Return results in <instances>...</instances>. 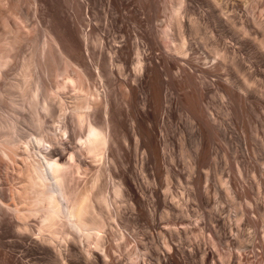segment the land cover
Wrapping results in <instances>:
<instances>
[{
  "label": "rangeland",
  "instance_id": "1",
  "mask_svg": "<svg viewBox=\"0 0 264 264\" xmlns=\"http://www.w3.org/2000/svg\"><path fill=\"white\" fill-rule=\"evenodd\" d=\"M171 1L0 0V57L3 55L4 58L6 57V60L3 57L1 58L5 62L1 61L0 64V87L3 86L4 80H13L18 74L23 60L32 56L35 61L34 65H36L33 66L34 68L31 71L33 72L32 76L38 80L41 87L39 92L42 91L41 94L39 93V99H43V94L46 97V99H43L44 102L47 105L52 103L50 108L48 106L50 110L49 117L46 114L47 112H40L41 116L44 117V119L41 117L44 120H42L45 125L43 127H46L48 130L51 128L50 130L52 131L54 129L52 133L55 132L58 136L57 132L59 131H57L56 126L59 117L57 116H61L62 113L59 110L66 108L64 104H68V102L70 105L71 103L73 105L74 100L72 96L75 91L78 92L77 89L73 91L75 88L72 85L71 87L74 88H72V91L68 87L69 90L68 88H64L62 91L58 90L57 92V83H60V80L64 78V75L61 74L63 68L64 74H67L64 71H69L70 69L69 76H74L75 74L77 76L79 74L76 73V68L78 67L75 64L73 65L71 62L72 66H69L68 64L70 63L68 61V64H66L67 57H73L80 52V56L83 55L81 56L82 59L86 60L90 75L92 74L90 77L92 78L93 76L92 80L94 82L97 79L95 66L97 65L101 68L102 79L96 80V87L100 92L99 95L101 94V100H99L100 96H97L99 101L96 104L99 105V107H96H98L100 113L98 110L96 112L99 115L102 114L103 101L107 98L110 103V115L115 130V143L108 149L107 155L109 157H105L111 165L105 159L103 160L105 165H102L104 169L107 166L106 170L110 169L111 173L106 171L107 173H105L106 176L102 179V183L107 184L109 195L112 193L110 190L114 183L123 184L122 187L126 192V201H121L119 198L114 199L113 195L111 196L109 202L118 201L115 203L121 207H115L114 203V208L111 206L112 210L110 209L111 215L114 218L112 221L114 226H111L113 230L108 228V232H111V235L107 233L108 237L106 238L108 241L106 242V252L110 254L107 255V258L110 256V259L108 258L109 261L106 260L107 258L105 260L102 259L103 253H99L96 250L101 259L99 258V263L96 261L97 263L95 262V264H103V260L110 262L108 264H123V262L133 264L132 260H134L135 264L136 261L141 262L140 264H264V48L256 42H259V39H264V35L262 37V32L264 31V0H220L218 2L216 0H211V2L210 0H180L183 9H181L180 3L181 10L179 12L181 14L185 13L183 17L180 14V17L182 22L186 20L184 23L186 30L184 32L189 37V40L186 37V45L188 47H185L189 51L182 55L187 54V58L185 59H188V56L192 59V61L188 59V63L184 58L182 59L183 56L181 57L180 53L173 55L174 51L172 52L169 48L172 42L167 44L171 39L170 35L166 34L168 39L170 37L167 41V39H164L166 35L160 34L162 33L161 31L165 32L166 28L164 25H167L172 9ZM164 7L168 8L167 11L169 12H165ZM165 15L167 18H165ZM158 17L161 21L163 19L164 22L158 23ZM231 17L234 19L232 18V22L228 21L231 22L228 24L226 21L229 19L226 20V18ZM183 18L186 19L183 20ZM192 18H195V22L198 21L199 25L197 26L201 31L198 30L200 32H198L199 35L194 32V36L190 37L192 30V24L190 23L194 21L191 20ZM132 22L135 23L133 24ZM234 22L237 24L235 23L233 28L232 23ZM155 23L158 26L161 24L164 30L160 26L161 29L156 28L157 25ZM163 23L165 24L163 25ZM242 24L245 25L246 33L241 30L243 29ZM259 25H263V30ZM237 27L239 30H236L238 29ZM259 27L262 31H260ZM243 32L244 34L248 32L249 36H245ZM191 33L193 34V32ZM211 34H215V36L210 37ZM201 35L202 37L208 36L209 42L207 39L203 40V38H199ZM98 38L99 42H97ZM190 38L192 39V43H189ZM194 39L196 44H199L198 47L195 45V42L193 43ZM197 39H199V42L196 41ZM216 39L217 41H215ZM88 40L89 44L87 43ZM205 41L208 42L210 47H212L211 43L216 42L224 51H228V53L226 51L228 57L223 61L225 63L228 60L227 67L224 66L226 63L222 66L216 62V59L214 61L211 58L212 56L207 57L205 52L208 48L210 50L211 48H207V42L206 44L204 43L206 46L203 43L200 44V42ZM100 42L102 44L98 46L97 43ZM86 43L87 45H84ZM225 43H227L226 46ZM136 44L139 45V52H141V57L144 56L143 61H145L143 67L139 70H136L134 67L135 58L133 49ZM190 44H194L192 45L193 49H191L192 46ZM203 46L207 48L206 51ZM170 47L173 48V44ZM194 49L197 53L201 54L191 53V50L194 51ZM201 49L203 50L201 51ZM107 52L110 54L111 52L112 54L116 52L113 57L121 65L118 70H113L110 75L109 73L106 74V68L101 67V63L104 61ZM170 55H173V57H170ZM63 56H67V59ZM200 56H203V58ZM229 60L236 61L233 62L234 64H239L237 68L240 70H237L234 64L231 65L232 61L230 62ZM184 62L185 64H183ZM214 62L218 63V67L215 66ZM168 63L170 67H168ZM181 63L184 66L189 64V66L186 65L187 67L184 68ZM178 66L182 68L179 70L181 74H179L178 79L183 77L180 79L183 84L180 80L178 82L177 77L174 78L177 74ZM154 67H156V70L158 69V78L161 76L159 80L152 78L153 74L151 73H153L152 69ZM169 68L172 70H169ZM58 70L61 72L58 73ZM165 71L167 74H165ZM200 72L202 77L200 76ZM182 74L184 75L182 76ZM241 74L249 80L250 88L252 86L251 89L248 87L246 93L235 88L237 87L235 86L237 85L236 82H238V85L242 84ZM204 76L205 79H203ZM165 77H168V80H165ZM185 78L188 79V82L190 81L189 83L192 82L193 88H191L192 86L189 83H184ZM190 78L193 80H189ZM61 82L63 83V81ZM68 86L70 85L68 84ZM165 90L167 91L165 92ZM60 91L61 93L64 91L67 95L63 94L64 96H62V94H59ZM155 91H158L160 99L165 98V100H161L162 102L159 105L155 99ZM51 94L52 98L53 96H57L56 99L59 98L58 94L60 97L62 96L60 100L57 99L58 101L62 100L61 103L58 102L62 108H59L58 104L55 103L57 101L55 99L49 102L50 99L48 100L47 96ZM66 96L68 100H66ZM4 98H2L0 106L3 108V111L4 109L6 111L9 106L4 102ZM193 103L194 106L196 104V107H198L196 110L200 111H198L199 113L196 112L198 114H196L195 118L192 116L193 111L191 109ZM199 103L200 105L202 104L201 108ZM70 105L68 104L67 107L72 108V105L71 107ZM54 110L57 111L55 112ZM69 110L66 111L69 113ZM51 111L54 112L52 113ZM66 111L64 112L66 113ZM43 112L44 114H42ZM30 113L29 108H27L26 110H22L20 115L30 116ZM53 114L56 116L54 117ZM51 115L54 118H50ZM192 117L196 122L193 121ZM53 119L57 121L55 122ZM193 123V127L196 126L194 128L191 125ZM28 124L30 123H26V128L31 129L32 126L28 127ZM134 128L136 132L133 130ZM122 131L126 134H122ZM135 133L137 137H134ZM144 134L146 135L143 136ZM121 135H124L125 138L127 137V140L125 141ZM136 138L139 139H137L138 142ZM63 140L66 139L63 138ZM194 140H197V142ZM199 140L201 141L199 142ZM68 142L70 141L66 140L65 149H63L65 157L68 151L64 150H68L71 145ZM136 142L139 143V147ZM201 142H203V145ZM164 143L165 147L163 146ZM182 143L185 145H182ZM193 144L200 145L196 146L198 150L200 147V152L193 151L196 149V147L193 149ZM134 145H136V149L138 148L137 150H134ZM43 148L42 152H45ZM116 148L119 149L120 156ZM182 148L186 149L185 153H188L189 149L194 153L189 151L193 154L188 153L185 155ZM142 151H145V154L148 153L147 156L144 154L145 159L142 157ZM152 151H155L154 155ZM17 153L18 155L20 154L19 157L13 156L12 152L9 154L10 158L14 157L11 160L0 155V221L2 222L3 220V225L0 224V264L2 263L4 253L6 255L9 254L8 256L11 258H18V256L21 257L23 254H26L27 257L25 258H29L30 262L35 259L33 261L34 264H52L50 259H52L53 254L49 253L46 255L39 253L33 255V251L23 248L19 234L12 227L11 218L14 220V214H12L11 207H14L19 202L17 201L18 197L13 194L17 193V191L22 192L24 190L22 189L23 183H25L22 181L25 179V176L21 171L24 170V165L21 162L25 164L29 160L31 161V157L34 155L31 152L32 156L25 162V160L22 161L25 158L21 152L17 151ZM196 154L198 156H196L197 159L195 160ZM22 156L23 159L21 158L20 162V157ZM184 156H188V161L193 156L192 159L190 158L191 161L188 164L192 169L195 168L196 170H192L186 165L187 162H185L186 158ZM110 157L114 159L115 165L112 164L113 160L111 163ZM136 157H139V159L137 160ZM35 158L37 157L35 156ZM15 160L17 162H14ZM86 160L88 161V159ZM142 160H145V163H142ZM194 161L197 164H194ZM189 169L194 171L193 174ZM167 171L169 172V181L170 178L172 179L169 182L170 188L163 186V183L166 184L168 182H164ZM109 173L110 176L112 175L111 177ZM78 176L81 177L79 174ZM78 176L76 174L75 182H77ZM80 177L78 183L80 182V185H82L86 180V176L84 175L83 180H80L82 179ZM217 177H219L220 181L216 179ZM221 179L224 180V183L227 182L226 186H219L218 182H222ZM124 187L128 188V190L126 191ZM161 187H164L163 189H171L173 197H169L171 195L169 190L167 191L168 195L164 192L166 189L163 190ZM129 189L134 192L129 191ZM29 191L28 189V194L32 196ZM162 192L166 193L165 196L168 195L167 197L169 198L163 196L164 193ZM11 195L14 196V199H12L13 196ZM163 197L167 201H164ZM171 198L172 200L175 199V202L170 200ZM112 199L115 201H112ZM165 208L169 209L168 211L166 210V212H169V216H167ZM113 210L116 213L120 210V212L118 211L120 214H115ZM162 211L166 213V218L161 215ZM164 212L163 215L165 216ZM235 218L240 219L238 224L235 223ZM29 219L28 221L34 220L31 224L35 225L36 219L32 217ZM230 227L234 228V232L236 231L238 234L236 232L234 234L232 229L231 232ZM134 229L138 232L136 237ZM120 233H123V236ZM120 236L123 237V240ZM233 236L236 237L234 238ZM240 237L244 240L242 241L241 239L240 241ZM136 238L138 242H136ZM236 241L238 244L242 242L243 247L241 244L237 247ZM165 242L167 245H170L168 248L170 250L166 248ZM227 244L230 252L227 249ZM156 246L158 247V249L156 248L157 250L155 249ZM212 247L215 248L216 252ZM136 249L140 251H138V255L143 253L141 257L135 253ZM148 249H150L152 255L154 254L153 256L150 254L153 259L148 254L150 253ZM128 251H132L131 254L128 253L131 256L135 253L132 257L129 255L133 259L128 257ZM146 251H148L147 257L144 255ZM32 256L35 257L33 258ZM93 260L88 264H93L95 261ZM30 262L28 263L30 264ZM62 262H67V260L61 261L58 264H63ZM33 263L31 262V264ZM74 264L86 263L84 260L79 259Z\"/></svg>",
  "mask_w": 264,
  "mask_h": 264
},
{
  "label": "bare ground",
  "instance_id": "2",
  "mask_svg": "<svg viewBox=\"0 0 264 264\" xmlns=\"http://www.w3.org/2000/svg\"><path fill=\"white\" fill-rule=\"evenodd\" d=\"M172 1H173V4H172ZM172 1H171L172 9H171V12H170L171 14L169 13L170 15H169V18H168L167 25L165 23H163V25L164 24L166 25V26L164 25V27L166 28L165 29V32L161 31L162 33H160V34L163 35V36L166 35V34L170 35L171 39H170V37H169V39L171 41L168 39V36L167 35L165 36L164 39H167V41L168 40L170 41V42L168 41L167 44L172 42L173 48L170 47L172 44L169 46V48L172 50V52L174 51L173 52V55L174 54H177V53H180L181 54V57H182L183 56L182 55L183 53H187L189 51V50H187V48H185V47H188L186 45L187 44L186 43V37H187V35L184 32L186 30L185 29V24H184L186 22V20H184V19H186V18H183L184 22H182L181 17H183V15H185V13L184 14L183 13L181 14V12H179V10L183 9L182 8V3L180 2V0H172ZM216 1L218 2L220 0H216ZM245 1H247V0H245ZM210 2H211V0H210ZM180 3H181V9H180ZM246 4H247V2H246ZM166 5H168V4H166ZM164 8H165V12H169V11H167L168 8H166V7H164ZM222 9H223V7H222ZM222 13H223V11H222ZM180 14L182 15L181 17H180ZM224 16H226V15H224ZM165 18H167L166 15H165ZM232 18L233 17L226 18V20L229 19L226 22H228V21H231L232 22V20L234 19V18L233 19ZM250 18H252V17H250ZM189 19H190V17H189ZM191 20H194V21H191V23H190V24H192V30L191 29L190 30H191V32H193V34L190 32V34H191V36L189 34L190 37L194 36V32H196L197 35H199L198 32L201 31L199 29V27L197 26V25H199L198 24V21L195 22V18L194 19L192 18ZM254 20H256V19H254ZM158 21H159L158 23H161L162 21L164 22V20L162 19V21H161L160 18L158 19ZM231 22H228V24L231 23ZM156 23H157V20H156ZM235 23L236 22L232 23L233 25L232 24H230V25H232V27H233ZM183 24H184V30H183ZM151 26H153V25H151ZM157 26H156V28L159 29L161 27V24L159 25L160 27L159 26L157 27ZM259 26H261V25H259ZM262 26H261V29H262ZM244 27H245V25H243V29H241V30L246 33ZM235 28H236V26H235ZM240 28H242V27L240 26ZM252 28H254V27H252ZM259 29H260V27H259ZM261 29H260V31H262L264 29V26H263V29L262 30ZM236 30H239V28L236 29ZM242 31H241V33H242ZM170 32H172V33L170 34ZM244 32H243V34H244ZM248 32H249V30H248ZM248 32H247V34H244V35L247 36L248 35ZM263 32H262V37L264 35ZM213 35L215 36V34H213ZM213 35L211 34L210 37H213ZM84 36H86V35H84ZM88 36H89V34H88ZM200 37L203 38V40L204 39L206 40L208 38V36L202 37V35L199 36V38ZM210 37H209V39H210ZM262 37H260V38H262ZM99 38H101V37H99ZM99 38H98V41L97 42H99ZM187 38H188L187 40H189V37H187ZM193 38H195V37H193ZM138 39H139V37H138ZM256 39H257V37H256ZM82 40H83V38H82ZM85 40H87V39H85ZM191 40L192 39L190 38V42L189 43H192ZM200 40L203 41L202 39H200ZM259 40H260L259 42L258 41H256V42L260 46L262 45L263 48H264V39H259ZM196 41L199 42V39H197ZM207 41H208V39H207ZM207 41L200 42V44L201 43H203V44L205 43L206 44ZM215 41H217V39ZM194 42H195V39H194L193 43ZM208 42H207V45H208L207 48L210 47L209 44H208ZM87 43L89 44V40L87 41ZM87 43L84 44V45H87ZM135 43H136V41H135ZM213 43H215V44L213 45ZM213 43H211L212 44V47H210L211 50L209 48L207 50L209 53L206 51V49H207L206 47L203 46L205 49L202 47L206 51L205 53L207 54V57L208 56L209 57L212 56L211 58L214 59V61L217 60L216 62H218L219 65H222L223 66V64L226 63L224 66L227 67V61L228 60L225 63L223 61H225L226 58L228 57V54H227L228 51L227 50L224 51V49H222V47H220L218 45V43H216V42H213ZM227 43H225V46H226ZM97 44L99 46L100 44H102V42L97 43ZM133 44H134V42H133ZM138 44H139V42H138ZM138 44H136V46L134 47V49L132 48L133 49V55H134V58H135L134 59L135 60V66L134 67L136 68V70L141 69L143 67L144 62H145V61H143L144 56L141 57V52H139L140 51L139 50L140 48L138 49V46H139ZM190 45L192 46L194 44H190ZM190 45H189V47H190ZM195 45L197 47L199 46V44L197 45L196 42H195ZM103 46H104V44H103ZM87 48L88 47L86 46V49ZM170 49H169V51L171 52ZM191 49H193V46H192ZM203 49H201V51ZM226 51H227V53H226ZM109 52H107V54L105 55V59H104V61H102L101 67L106 68V70H107V71H105L106 74L109 73V75H110V74H112L113 70H116V69L118 70L121 67V65L118 64L116 62V58L113 57L116 52L115 53L113 52V54H112V52H111V54ZM193 52H194V54H201V53H197L195 51V49H194V51L191 50V53H193ZM211 53L213 55H208V54H211ZM82 54H83V51H82ZM168 54H170V53H168ZM64 55H66V54H64ZM173 55L172 56L170 55V57H173ZM177 55H176V57H178ZM205 55H204V58H205ZM81 56H83V55H81ZM81 56H80V52H78V54H75L73 57L72 56H68V57L67 56H63L65 58L66 57L68 58V59L66 58L67 60L64 59V60H66V64L70 63L68 65L69 66L70 65L72 66V63H73V65L75 64V66H77L79 68V69L76 68L77 71L79 70L78 72L76 71L77 74L79 73L77 76H75L76 74L75 75L72 74L74 76H69L70 74H68V73H70L69 72L70 69H69V71L68 70L67 71H64V72H67V74H64L63 73L64 68H63V70L60 69L62 72L60 70H58L59 72L57 71L58 73L61 72V74L64 75L63 76L64 78H62L60 80V83L61 84L60 83H57L58 84L57 85L58 86L57 92H58V90H61L62 91L64 88H68V87H70V90L71 91H72V88L73 87L75 88V89L73 88L74 89L73 91H75L76 89L78 91V92L75 91L74 92V95L71 94V95H73L72 97H73V100H74L73 101L71 99L73 101V105L71 103L72 108H68L67 107L68 104L70 105V103L68 101H67L68 104L62 103L64 105H66V108L70 109L69 110L70 112L68 113L66 111L68 109H66V108H63L64 111H66V113L64 111H62L63 109L59 110V108H62V107L59 105L58 102L61 103L62 100L61 101H58V100H60V98H62V96H64L63 94H66L67 95V93H64V91H66V90H64L62 93H61V91L59 92V94H62V96L60 97V95L58 94V97H59V98H57L58 100L56 99L57 96L56 97L53 96V98H52V94L50 96H47L48 97V100L50 99L49 102H51L53 99H55V101L57 100L55 103H57L58 106H59V108H58L59 112L60 111L62 112V113L60 112L61 113V116L60 115L57 116V117H59V119L56 117V119H58V123H57V126H56L57 129H58L57 131H59V132H57L58 133V136H57V134H55V132L52 133L54 131V129L52 131V130H50L51 128H49V130L51 131L50 132L46 127H45L46 129L43 127V126H45L44 125V122H42V120L44 119V117L41 116V113L40 112L41 111L47 112L46 114H48L47 116L49 117V113H50L49 108H50V105L52 103H50V105L49 104L47 105V103H45L44 100H43L44 98L46 99V97L43 94H42L43 99L42 100L39 99V97H40L39 93L41 94L42 91L39 92V90L41 89V87L39 86L38 80L34 79L35 77L32 76V73L33 72H31V71L34 68L33 66H36V65H34L35 64V61H34V58L32 56L27 57V58H25L23 60V62L21 63V65L19 67L18 74H17V76L15 78H13V80L10 79L11 81H8L7 80L8 81L7 82V81H5L3 79L4 80L3 81L4 84L2 83L3 86H1L2 88L0 87V103L2 101V98L5 97L4 98L5 99L4 102H6V104H8V106H9V108H8L5 105L7 107V109H8V110L6 109V111H5V109L3 111V108L0 106V108H1V110H0V155L3 156L4 158L6 157V158H9L11 160L14 157L13 158H10L9 154L12 152L13 153V156L16 155V157H19L20 154L18 155L17 151H20L21 154L25 158V159H23V156L20 157V162H21L22 159H23L22 161L25 160V162H26V160L29 159L32 156V153L31 152H33V154H34L33 155L34 158L31 157V159H32L31 161L30 160L29 161L27 160L30 163L26 162L24 164V162H21L24 165V167L23 166H20V167H23L24 168V170H21V171L24 173V176H25L24 177L25 179H23L22 181L25 182V183H23L24 185H23L22 189H24V190L22 192L17 191V193L15 192V194H13V195H15V196L18 197V200L17 201H19V202L17 204H15L14 207H11L12 208V212H13L12 214H14V220L11 218V220H12V222H11L12 223V227L19 234V236H20L19 238L21 240V244H22L23 248L24 249H27V250L33 251V255L34 254H39V253H43V254H46V255L49 254V253L53 254L52 259H50V261L52 262V264H58L61 261H66V260H67V262H64V263H66V264H68V263L69 264H74V262L77 263L79 261V259L84 260V262L86 264H88L89 262H91L92 259H94L95 261L93 260L94 263L93 262L92 263L95 264L96 261L98 262L99 258L101 259L100 255H99L100 252L103 253L102 254L103 255L102 259L105 260V258H107V255H110L109 253L106 252V250H107L106 249L107 248L106 247L107 246L106 242H108L106 240V238L108 237L107 233H110V235H111V232H108L109 231L108 228H111L112 229L113 227H111V226H114L112 224V221H113L114 218L112 217L113 215H111V210H112L111 206H113L114 203L116 202L113 199H112V201H115V202H112L111 203L109 201L111 200V196L112 195H113V198L114 199L119 198L121 201H126V198H125L126 197L125 196L126 195V192L124 191V189L122 187L123 184L117 183V182L114 183L112 185L113 186L112 189L110 190V191H112V193L109 195V193H108L109 190H107V184L102 183V181H103L102 179L106 176L105 173H107L110 170V169L106 170L107 169V166H105L106 167L105 169L103 168V166L105 165V163H103V160L104 159L106 160V158H105L106 156H107V158L109 157L107 155L108 154V149L110 148L111 145H114V143H115V140H114L115 139L114 138V134H115L114 131L115 130H114L113 122L111 120V115H110V107H109V104L110 103H109V100L107 98L105 99V101H103L102 114L99 115L97 113L99 111L98 110L99 105H96V104H98V101L101 100V96H100L101 94L99 95L100 92L98 91V89L96 87V80L97 79H99V80L102 79V74H101V70H100L101 68L99 66H97V65L95 66L96 74L95 73H93V74L96 75V78L97 79L94 82L92 80L93 79V76H92V78L90 77L92 74L90 75V72L88 70V66H87V64L85 62L86 60L84 61ZM2 57L4 58V55L1 56L0 59ZM181 57H179V58L181 59ZM183 58L184 59L187 58V54L184 55L182 57V59ZM201 58H203V56ZM4 59L6 60V57ZM90 59H91V57H90ZM188 59L190 61H192V59H190L189 56H188ZM188 59H185L187 61V63L189 62ZM228 59H230V58H228ZM176 60L177 59H175V61ZM1 61L5 62L3 59H1L0 60V64H1ZM67 61H68V63H67ZM229 61L231 62L232 60H229ZM233 61H232L231 65H233L234 62H236V61H234V62ZM177 62H178V60H177ZM182 62H183V60H182ZM216 62H214L215 63V66L218 65V63L216 64ZM183 64H185V62ZM183 64H182V66H184ZM3 65H6V64L4 63ZM3 65H1V66L3 67ZM169 65L170 64L168 63V67H170ZM186 65L189 66V64H186ZM186 65L184 66V68L187 67ZM238 65H237V63L234 64V66L236 67L237 70L239 69V68H237ZM64 66H66V65H64ZM222 66H220V67H222ZM156 67H154V69L151 68L152 71H153V73H151V74H153L152 75L153 76L152 78H154L155 80H159L161 78V76H159L160 78H158V72H157L158 69L156 70ZM225 67H223V68H225ZM161 69H163V68L161 67ZM181 69H182L181 67H179L177 69L178 70L177 71V74L178 75L176 74V76L174 78L177 77V79H178L179 74H181V71L179 73V70H181ZM188 69H189V67H188ZM169 70H172V69L169 68ZM74 72H75V70H74ZM175 72H176V70H175ZM58 73H57V75H58ZM173 73H174V71H173ZM173 73H171V74L173 75ZM182 73H183V71H182ZM187 73H189V72H187ZM162 74H163V70H162ZM165 74H167V72ZM171 74H169V75H171ZM184 74H185V72H184ZM184 74H182V76ZM189 74H191V73H189ZM189 74H186V75H189ZM201 75L202 74L200 72V76ZM205 75L207 76L206 73H205ZM241 75H242V78H241L242 84L240 83L238 85V82H236L237 85H235V86H237V87H235V88H238L239 91L242 90V92H245L246 93V90L248 89V87H249V89H251L252 86L250 88L249 82H248L249 80H247V78L244 77L243 74H241ZM59 76H57V77H59ZM5 77H6V75H5ZM165 78H166L165 80H168L167 79L168 77H165ZM181 78H183V77H181ZM181 78L178 79V82H179V80ZM244 78H246V79H244ZM59 79H60V77H59ZM203 79H205V76H204ZM228 79H227V81L230 82L231 80L229 79L230 80L229 81ZM243 79H244V83H243ZM182 80H184V79H182ZM189 80H191V78ZM61 81H63V83ZM5 82H7V83L5 84ZM162 82H164V81H162ZM166 82H168V81H166ZM189 82H188V79H186L184 83L188 84ZM233 82H235V81L233 80ZM191 83H189L190 86H192ZM68 84L70 86H68ZM159 84H160V82H159ZM182 84H183V82H182ZM71 85L73 87H71ZM193 85H194V83H193ZM232 85H233V83H232ZM60 86H61V88H59ZM157 87H158V85H157ZM168 88H169V86H168ZM191 88H193V86ZM165 89H166V87H165ZM68 90H69V88H68ZM158 91H159V89H158ZM158 91L157 92L155 91V97H156L155 99H156V101L158 102V105H159V103L162 102L161 100H165V98L164 99L163 98L160 99V96H159ZM166 91L167 90H165V92ZM195 91H197V90H195ZM75 93H77V94H75ZM54 94H56V93H54ZM170 95H172V94H170ZM42 96H41V98H42ZM97 96H100V99ZM192 96L194 98V94ZM195 99H197V98H195ZM66 100H68V97H67ZM190 100H191V98H190ZM188 101H189V99H188ZM194 103L191 105L192 106L191 109L193 111L192 112V116L195 118L196 114H198L200 111L199 110H196V109H198V107H196V104L194 106ZM200 103H201V101H200ZM200 103H199V105H200ZM71 105H70V107H71ZM48 106H49V108H48ZM96 106H98V107H96ZM155 106H156V104H155ZM189 106L190 105L188 103V107ZM201 106H202V104L200 105V108H201ZM25 107L29 108V110L31 112L30 113V116H28V115H22V114L20 115V113L22 112V110H26L27 109ZM95 108H97V109H95ZM53 109H55V108L53 107ZM54 111L56 112L57 110H54ZM44 112L42 114H44ZM196 112H198V113H196ZM201 112H202V110H201ZM99 113H100V111H99ZM186 113H184V114H186ZM54 114H53V116H54ZM187 114H189V113H187ZM53 116L51 115L50 118H52ZM197 116H199V115H197ZM41 117H43V119ZM193 117H192V119H193ZM56 119H53V120L56 122L57 121ZM190 121H191V119H190ZM193 121L196 122L194 119H193ZM28 122L31 124V125L28 124V127L29 126H32L31 129L30 128L29 129L26 128L27 127L26 123H28ZM55 122H53V123H55ZM132 123H134V122H132ZM53 125H56V124H53ZM191 125H192V128L196 127V126L193 127L194 123L191 124ZM133 130L135 131V128ZM116 132H118V131H116ZM123 133H125V132L122 131V134ZM132 133L134 134L133 131H132ZM145 135L146 134H144L143 136H145ZM63 136H65V137H63ZM121 136H123V139L125 141L127 140L126 139L127 137L125 138L124 135H121ZM134 137H137V134ZM63 138L66 139V140H68V141H70V142H68L69 145L71 144L70 145V148L68 150H64V151H68V153L67 152H64V153H67L66 157L63 155V149H65L64 148V145H65V142H66V140H63ZM137 139L138 138H136V141L138 142L139 139L138 140ZM197 140H194V141L197 142ZM200 141L201 140H199V142ZM137 142H136V144H138V147H139V143H137ZM164 142L166 143V141H164ZM165 143L163 145L164 147L166 146ZM202 143L203 142H201V144ZM197 144L196 145L193 144V149H195L196 146L197 147L200 146V145H197ZM152 145H151V147H152ZM182 145H185V144L182 143ZM115 146H116V144H115ZM134 147H135L134 150H137L138 149V148L136 149V145H134ZM197 147H196L195 150H193L194 152L195 151L196 152L197 151L200 152V147H199V150L197 149ZM42 148L45 149V150H43L45 152H42ZM148 148H150V147H148ZM185 148L187 149V147H185ZM116 149H118V148H116ZM154 149L156 150V148H154ZM182 149L184 150V148H182ZM152 150H153V148H152ZM185 150H184V152L181 151L185 155L188 154V153H190L189 151H191L189 149L188 150V153H185ZM117 151L119 153V149ZM193 151H191V152H193ZM144 152L143 151L141 152L142 155H143L142 156L143 158H144V154H145ZM152 152H153V155H154V152L155 151H152ZM201 152H202V150H201ZM193 153H190V154L192 155ZM147 154H145V155L147 156ZM197 154L195 155V157L198 156ZM137 155H138V153H137ZM35 156L37 158H35ZM119 156H120V153H119ZM187 157L184 156V158H186V161L185 162H187L186 165L189 166L188 163H190L189 161H191L190 160L191 157L189 158V161L187 160L188 159ZM143 158H141V159H143ZM192 158H193V156H192ZM86 159H88V161ZM109 159H111V157ZM136 159L138 160L139 157L138 158L136 157ZM196 159H197V157L195 158V160ZM112 160H113V163H112ZM110 161H111L112 164L115 165V162H114V159L113 158ZM142 161H143L142 163H145L144 162L145 160H142ZM155 161H156V159H155ZM14 162H17V161L15 160ZM138 163H139V161H138ZM195 163L196 162L194 161V164ZM110 165H109V167H110ZM141 166L143 167V165H141ZM194 166H196V165H194ZM194 166H192V167L194 168ZM194 169H192V170H194ZM192 170H190V172ZM193 172L194 171H192L191 173L193 174ZM110 173H109V176H110ZM168 173L169 172L167 171V173H166L167 176H165V179H164V182L168 181V182H166L167 185L165 183H163L164 184L163 186H167V187L170 188V183L169 182L172 179L170 178V181H169V179H168ZM76 174H77V176H78V174L81 175V177L78 176V180H76L77 182H75V178H76L75 176H76ZM82 174H84L86 176V180L84 179L85 181L82 183V185H80V182L78 183V181H79V177L82 178L80 180H83L84 175L82 177ZM218 178L219 177H217L216 179H218ZM207 180H208V177H207ZM221 181L222 182H218L219 183V186H222V185H225L226 186L227 185V182L224 183L223 182L224 181L223 179H221ZM106 183H108V182H106ZM216 185H217V183H216ZM130 188H131V186H130ZM161 188L163 189L164 187H161ZM169 188L168 189L165 188L166 190L163 189V190H165L164 192H166L168 195H169V193H171V189L169 190ZM28 189L30 190L29 192H31L32 196L28 194V192H27ZM125 189H126V191L128 190V188H125ZM168 190L170 191L169 193L167 192ZM129 191H133V190L129 189ZM164 192H162V193H164ZM166 193H164L163 196H165ZM13 195H11V196H13ZM133 195H134V193H133ZM142 195L144 197V194L143 193H142ZM168 195H166L165 197H167ZM171 196L173 197L172 193H171V195L169 197H171ZM165 197H163V199H165ZM169 197H167V198H169ZM12 199H14V196L12 197ZM170 200H172V198ZM174 200H172V201L175 202ZM164 201H167V200L165 199ZM116 203H115V207L118 206V204H116ZM3 205H4V203H3ZM113 208H114V206H113ZM116 210H117V208H116ZM166 210L168 211L169 209L165 208V212H166ZM113 211H114L115 214H117L118 211L120 212V210H118L117 213L115 212V210H113ZM113 211H112V213H113ZM150 212H151V210H150ZM163 212L164 211H162V214L161 215L163 217H165V218L170 215V214H168L169 212H166L167 213V216H166V213L164 212L165 213V216H164L163 215ZM118 214H120V213H118ZM115 216H117V215H115ZM30 217L36 219L35 225L31 224V222L32 221L34 222V220L28 221V220H30L29 219ZM235 221L234 222L238 224V222L240 221V219L239 218H235ZM2 222H3V220H2ZM2 222L0 221V224H2ZM229 222H231V220H229ZM233 226H235V225H233ZM231 229H232V227H230V230ZM232 230H231V232H232ZM235 230H236V228H235ZM133 231H132V233H133ZM135 231H136L135 232V237H136V235H137L138 232H137V230H135ZM233 232H234V230H233ZM235 232H234V234H235ZM123 233H120V235L122 234V236H123ZM124 235H126V234H124ZM241 237H240V241L242 239ZM248 237L250 238V236H248ZM122 238L123 237H121V239ZM125 238H126V236H125ZM243 240L244 239H242V241ZM124 241H126V240H124ZM136 242H138V239H137ZM165 244H166V242H165ZM240 244L243 247L242 242H240ZM240 244H238V242H237V247H238V245L240 246ZM168 245L166 244V248L167 249L170 247V245L169 246ZM227 246H228V244H227ZM120 247H121V245H120ZM156 248L158 249L157 246L155 247V249ZM212 248H213V250H215L214 247H212ZM235 248H236V245H235ZM227 249L229 251V246H228ZM96 250H98L99 253H97ZM148 250L150 252V249H148ZM168 250H170V249H168ZM132 251H130V252L128 251L127 252V255H128V253L131 254ZM138 251L136 249V252L135 251L134 252L138 255ZM217 251H218V249H217ZM215 252H216V250H215ZM135 253H133V254H135ZM144 253H145L144 255L146 256V254L148 253V251H146ZM213 253H214V251H213ZM4 254L2 256V263L1 264H29L28 262H30L29 261V258H27V259L25 258V257H27L26 254H23V255L21 254L22 256L21 257L18 256V258H16V257L11 258V257L8 256L9 254H7V255L6 254L4 255ZM133 254H132V256H133ZM141 254H143V253H141ZM141 254L138 255V256L141 257L142 256ZM148 254L149 255L150 254L152 255V252H150ZM129 255H128V257L131 256V255L130 256ZM151 255H150V257L152 258V256L154 254L152 256ZM138 256H136V257H138ZM134 257H135V255H134ZM160 257H159V259H160ZM108 258L110 259V256H108ZM108 258L106 259L107 261H109ZM131 259H133V258H131ZM104 260L102 262L103 264L110 263V262H107V261H104ZM33 261H35V259ZM33 261H31V262L33 263ZM135 261H136V258H135ZM31 262H30V264H31ZM104 262H106V263H104ZM131 262L133 264H135L134 260H132ZM137 263H139V262L136 261V264ZM123 264H126V263L123 262ZM147 264H149V263H147Z\"/></svg>",
  "mask_w": 264,
  "mask_h": 264
}]
</instances>
